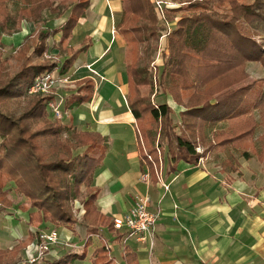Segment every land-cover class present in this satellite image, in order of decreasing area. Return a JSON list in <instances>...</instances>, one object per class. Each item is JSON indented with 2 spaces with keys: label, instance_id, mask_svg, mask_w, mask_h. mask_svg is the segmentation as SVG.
<instances>
[{
  "label": "trees",
  "instance_id": "1",
  "mask_svg": "<svg viewBox=\"0 0 264 264\" xmlns=\"http://www.w3.org/2000/svg\"><path fill=\"white\" fill-rule=\"evenodd\" d=\"M41 1L34 9V17L32 15L35 25L43 23L44 10L56 14L50 0ZM170 1L179 7L166 9V22L176 23V27L169 36L170 54L163 55L165 63L159 69V79L163 94L171 96L182 108L181 125L175 123V111L168 102L155 106L150 101L152 90L143 93L139 89H154L148 64L141 65L146 54L142 56L139 49L161 36L156 4L152 0H129L117 25L131 47L132 61L127 65L128 105L137 122L142 163L150 169L152 182L157 183L161 164L165 165L169 176L179 172L181 163L198 166L200 159L209 152L221 150L229 155L225 172L235 173L239 165L234 154L240 153L246 160L252 158L249 149L256 144V113L261 119L264 115V78L234 89L249 79L248 64L264 66V30L258 29L260 24L264 25V12L260 11L263 0ZM161 3L166 8V3ZM90 6L91 0H78L72 8L65 7V10L71 9V13L60 28H40L26 36L14 56L16 71L13 73L3 59V45H0V214L13 204L10 190L5 187L14 182L15 193L27 199L28 205L20 208L29 213L30 227L50 231L53 227L49 225H53L77 236L75 226L78 222L73 218L70 203L83 196L82 186L87 188L83 220L93 234L81 253H58L44 264L86 261L93 236L113 243L103 237L104 227L115 238L114 242L125 243V236L119 234L113 222L99 211L100 191L93 186L95 172L102 167L108 151V139L99 133L78 130L72 121L51 122L47 109L57 98L29 95L36 78L46 73L58 72L72 78L68 75L73 67L69 59L60 65L55 59L46 57L50 50L49 40L60 35L58 57L73 56L76 51L69 47V41L80 20L86 19ZM0 20L1 32L8 37L21 31L14 28L16 24L22 25V18L17 22L6 15ZM91 44L92 38L87 37L81 52ZM74 82L75 87L64 92L65 113L90 104L95 96L93 79L87 76ZM22 101L26 104L24 111L21 115L14 114L11 105H19ZM223 123L227 124L226 129L219 127ZM64 133L69 135L68 139L63 137ZM259 140L261 149L256 154L264 167V136ZM198 147L204 148L203 154L197 152ZM80 150L83 153L75 156ZM33 237L12 249L4 250L0 246V264H19L20 253ZM113 249L112 245L108 252L104 242L90 257L91 264H116ZM123 253L126 264H139L137 254L129 247H124Z\"/></svg>",
  "mask_w": 264,
  "mask_h": 264
},
{
  "label": "crops",
  "instance_id": "2",
  "mask_svg": "<svg viewBox=\"0 0 264 264\" xmlns=\"http://www.w3.org/2000/svg\"><path fill=\"white\" fill-rule=\"evenodd\" d=\"M24 32L21 34L26 38L30 33L25 28ZM91 38L92 44L87 50H92L94 59L81 65H93L100 78L97 80L93 75H86L79 79L88 76L94 80L95 96L90 104L69 111L67 118L79 130L99 133L108 139L105 160L95 172L93 181V186L100 191L97 207L113 222L126 216L139 197L148 195L151 210L159 211L161 215L155 229L153 249L150 241L143 244L133 238L125 241V247L137 254L139 264H264V172L256 170L258 178L249 185L248 180L229 182L223 173L214 169L181 163L179 172L169 176L166 167L161 168L164 182L170 185L169 192L158 182L144 183L142 175L147 166L142 163L137 122L125 96L128 94L125 69L118 63L127 47L118 43L116 53L108 60L113 51V47L110 49L113 40L114 45L118 42L117 37ZM69 47H72L71 39ZM100 63L102 66L96 68ZM116 88L124 104L118 98L114 99ZM74 113L78 115L77 120ZM22 220L28 223V216ZM61 230V241L69 244L65 248L60 246L58 251L56 247L51 258L58 253H69L72 248L78 249L80 245L83 247L79 243L83 240L79 234L74 236L67 229ZM16 237L12 238L13 243L6 237L0 238L1 248H14L21 242L18 240L21 236ZM110 239L116 264H126L124 249L111 235ZM28 255L29 252L23 250L19 264H26Z\"/></svg>",
  "mask_w": 264,
  "mask_h": 264
},
{
  "label": "rangeland",
  "instance_id": "3",
  "mask_svg": "<svg viewBox=\"0 0 264 264\" xmlns=\"http://www.w3.org/2000/svg\"><path fill=\"white\" fill-rule=\"evenodd\" d=\"M108 1H110V3H108ZM152 1H154L153 3L156 4V13H157L158 20H159V26L161 28V33H160L161 36L158 38V40L156 39L155 41L151 40L152 42H150L149 44H143L141 46V49H139V51L141 52L142 56L146 54V57H143L141 61V65L148 64L149 76L151 80H153L154 89H152L151 87H140L139 89L143 93H148V91L152 90V93L150 95V101L155 106L156 104L160 105V104H163L164 102H168V104L175 111V114L173 115V119L175 123H178L179 125H181L179 113L182 111V108L178 107L176 103L173 102L171 96H167L163 94V90L160 86V79H159V75H160L159 69H162V66L165 63V61L163 60V55L170 54L169 36L172 30L176 27V23L169 24L166 22L165 20L166 19L165 18L166 9H176L179 6L172 4L170 0H159V1L152 0ZM160 1L161 2L163 1L166 3V8H164V6L162 10H159V8H157V3ZM38 2L39 0H0V19L2 17H5L6 15L11 16L15 21L22 18V21H21L22 25L21 23H19L20 26L16 24L17 26L14 28L15 30H21V31L17 34L15 33L13 36L8 37L5 32L2 33L1 31L3 30L0 27V36H2L0 45L2 44L4 46V47L3 46L1 47V50L3 51V59L6 60L7 66H9V70L12 73L16 71V64H15L14 56L19 46L23 43L22 42L24 41L23 39H25L24 34H21L24 32V28L29 31L30 33L29 35L34 34L40 28H44V29L60 28L67 21L71 13V9L65 10V7L69 6L72 8L78 2V0H50L51 5L53 6L52 9L55 11L54 13L56 14H51V11L44 10L43 23H36L35 25L34 21L32 20L34 17V9L36 6H38L43 1L39 3ZM111 2H113V4ZM63 4L65 6H63ZM128 4H129V0H114V1L113 0H91V6L87 12L86 19L80 20L79 25L76 27L73 33V36L71 38V46L76 51L75 54L71 57H62V56L58 57L57 47H58V44L60 42V37H61L60 35H58L55 38H52L49 40L50 50L48 52V56L58 61L60 65H62L65 62L66 58L69 59L70 62L73 64V67L69 71L68 75L72 77L71 79L73 81L78 80L79 78L83 76L91 75V74H86L88 72L84 70L85 66L81 64L82 63L84 64L85 62H88V61L91 62L94 59L92 58V50L90 51L86 50V51L81 52L83 41L87 37H105L107 39H110L111 37H117L118 42L116 43V45H114L115 39L113 40L112 46L110 48L112 49L113 47V51L111 52L110 56L107 59L109 60L114 56V54L116 53L117 47H118V43L120 45L121 44L125 45L127 48H125L124 51H122L121 56L118 59L119 60L118 63L123 69H125L124 77L127 78V65L132 61L131 47L127 44L126 40L123 38L121 33L118 31L117 25L119 24L121 20L124 10L128 7ZM260 11L261 13L264 12V0L262 2ZM8 23H11V20L8 19ZM258 29L263 31L264 25L260 24ZM19 34H21L22 36ZM96 40H98V38H96ZM69 45H70V41H69ZM104 63L105 62H103V64ZM101 66H102V63H100L96 68H100ZM95 70L97 71L98 69H95ZM246 72L249 75V79L245 83H242L236 86L234 89H239L244 86H250L253 83H255L257 80L264 78V66L261 65L260 63L248 64ZM80 73L82 75H80ZM93 76L97 80L98 78H100L95 75ZM100 88H98V90ZM122 89L125 92V88L123 87ZM112 92L110 93L112 94ZM135 93L136 91L134 92L133 96L135 95ZM125 96L127 100L129 101V92ZM113 97L115 100L116 98H118V100L124 104L122 100V95L118 91V89L116 93H114ZM25 106L26 104L24 103V101H22V103H20L19 105H11L10 110L16 115H21L22 112L24 111ZM47 112L49 113V120L53 123H61V122L68 123L69 122V118L67 117L63 121H57L51 115L49 108L47 109ZM73 117L75 120L78 119V115L76 116V113L73 114ZM255 119L258 123V127L256 130V136H255L256 144L255 146L253 145L249 149V152L252 158L250 160H246L241 157L240 153H235L234 157L236 158L238 165H239L238 171H236L235 173L225 172L226 169L224 165L229 155L227 152L221 151V150L209 152L206 157L200 159L199 165H201V167L208 168V169H214L215 171L219 173H223L224 174L223 176L226 177V180L229 182H232L236 179L244 180L245 182L246 180H248V184L253 185L258 178L256 170L261 173L264 172V167L258 161L257 154H256V152L261 149V142L259 138L264 136V115L262 116V119H261V115L257 112ZM219 127L221 129H226L227 124L226 123L220 124ZM76 128L78 127L76 126ZM63 137L68 139L69 135L64 133ZM197 152L200 154H203L204 148L198 147ZM82 153L83 151L80 150V151H76L74 155L78 156V155H81ZM161 168L162 166H160L159 171ZM164 169H165V165H164ZM5 189L10 190V199L13 201V204L8 209L7 212H3L0 214V238L6 237L7 241H10L11 243H13L12 238L16 239L17 238L16 235L17 236L19 235L21 236V239L18 238V240L21 242L25 241L29 237L31 236L33 237L34 232L37 231L35 229L31 230L28 223L22 220L23 217L26 218L27 216H29V213L23 212V210L20 208L22 207V205H28L27 199L15 193L16 185L14 182H9L6 185ZM86 190H87L86 186H82L81 193L83 194V196L73 199L70 203V209H71L73 218L77 220L78 222V224H76L75 226V229H76L75 232L77 235L78 234L80 235L79 237L80 239H83L79 241V243H82L83 246L85 242L93 234L92 229L88 228L86 223L83 220V217L86 213V209L84 206V201L87 199V196L85 194ZM49 226L53 227L52 230L57 229L59 232L62 231L61 229H65V228L54 227L53 225H49ZM102 235L105 239H109L108 241H112L110 239V235L107 229L105 228L103 229ZM92 238H93L92 240L93 246L89 249V255H88L87 260L80 261V262L78 261L77 264H91L90 254L94 252L95 247H101L104 244V241L100 240L97 237V235L93 236ZM30 244L31 243H29V245ZM27 247L25 249H27ZM63 247L65 248V246ZM121 247L124 249L125 243H122ZM59 248L61 247H58L57 249L55 247L57 251L59 250ZM82 249L83 247H81L80 245L78 249L72 248V251H70L69 253H81ZM21 253H20V260L23 259V258L21 259ZM50 259L51 257L48 260Z\"/></svg>",
  "mask_w": 264,
  "mask_h": 264
},
{
  "label": "built area",
  "instance_id": "4",
  "mask_svg": "<svg viewBox=\"0 0 264 264\" xmlns=\"http://www.w3.org/2000/svg\"><path fill=\"white\" fill-rule=\"evenodd\" d=\"M157 8L162 10L163 3L158 2ZM46 57L48 59L52 58L48 55ZM85 68L92 75L99 77V74L93 69V65H87ZM74 83L75 82L70 77L61 76L58 72L46 73L36 78L29 91V95H54L57 100L49 103L48 108L50 109L51 115L57 121H63L68 117V113L63 111L65 102L64 92L71 88ZM157 175L158 183L162 184V187L166 192H169L170 185L164 182L161 169ZM142 181L146 184L152 182L150 169L148 167L142 175ZM160 218L161 215L159 211L155 212L151 210V198L146 195L137 199L135 205L126 216L114 219L113 226L119 234L125 236V241L132 238L138 243L143 244L150 241L151 249H153L155 229ZM34 235L35 238L33 242L26 249L29 252L26 260L27 264H44L49 257L53 256L55 247L67 246L69 244L61 241L62 239L57 229L50 231L37 230L34 232ZM104 242L106 248L110 251L112 249V244L106 241Z\"/></svg>",
  "mask_w": 264,
  "mask_h": 264
}]
</instances>
